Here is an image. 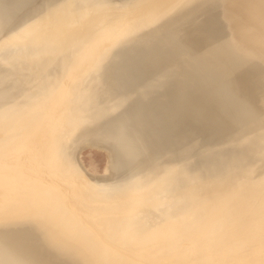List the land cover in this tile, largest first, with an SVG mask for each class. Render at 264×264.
<instances>
[{"label": "bare ground", "instance_id": "6f19581e", "mask_svg": "<svg viewBox=\"0 0 264 264\" xmlns=\"http://www.w3.org/2000/svg\"><path fill=\"white\" fill-rule=\"evenodd\" d=\"M10 11L0 264H261L264 0Z\"/></svg>", "mask_w": 264, "mask_h": 264}, {"label": "snow or ice", "instance_id": "6c2138e0", "mask_svg": "<svg viewBox=\"0 0 264 264\" xmlns=\"http://www.w3.org/2000/svg\"><path fill=\"white\" fill-rule=\"evenodd\" d=\"M34 2L35 0H15L13 5L6 6L5 9L0 12V30L7 33L16 27L18 17L11 13L10 9L12 7H15L20 14H24L31 10ZM132 72L134 74V69ZM261 264H264V260L261 261Z\"/></svg>", "mask_w": 264, "mask_h": 264}, {"label": "rangeland", "instance_id": "374dc122", "mask_svg": "<svg viewBox=\"0 0 264 264\" xmlns=\"http://www.w3.org/2000/svg\"><path fill=\"white\" fill-rule=\"evenodd\" d=\"M80 158L93 172L102 173L106 165V154L100 148L86 147L81 150Z\"/></svg>", "mask_w": 264, "mask_h": 264}]
</instances>
